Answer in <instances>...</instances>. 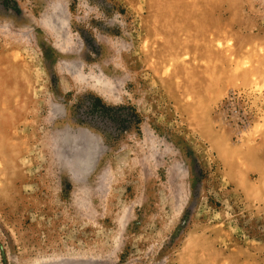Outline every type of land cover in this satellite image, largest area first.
<instances>
[{
  "label": "rangeland",
  "instance_id": "1",
  "mask_svg": "<svg viewBox=\"0 0 264 264\" xmlns=\"http://www.w3.org/2000/svg\"><path fill=\"white\" fill-rule=\"evenodd\" d=\"M0 264H264V0H0Z\"/></svg>",
  "mask_w": 264,
  "mask_h": 264
},
{
  "label": "bare ground",
  "instance_id": "2",
  "mask_svg": "<svg viewBox=\"0 0 264 264\" xmlns=\"http://www.w3.org/2000/svg\"><path fill=\"white\" fill-rule=\"evenodd\" d=\"M57 21H58V20H57ZM57 21L53 24L54 27H56V26L59 25V24H60V26H62L61 23H59V22H61V20H60L59 22H57ZM64 26H65V24H64ZM62 28H63V27H62ZM96 85H99V84L96 83ZM96 85H95V86H96ZM102 85H103V84H102ZM94 88H96V87H94ZM96 89H98L99 92L101 93V95L104 96L105 98H110L109 95H108V93H107L108 91H107V92L104 91V88L102 89V88L100 87V88H96ZM105 90H106V89H105Z\"/></svg>",
  "mask_w": 264,
  "mask_h": 264
},
{
  "label": "trees",
  "instance_id": "3",
  "mask_svg": "<svg viewBox=\"0 0 264 264\" xmlns=\"http://www.w3.org/2000/svg\"><path fill=\"white\" fill-rule=\"evenodd\" d=\"M98 101L100 102L101 100L99 99ZM101 103H103V102L101 101ZM102 105L106 106V104H104V103H103ZM106 107H107V106H106Z\"/></svg>",
  "mask_w": 264,
  "mask_h": 264
}]
</instances>
